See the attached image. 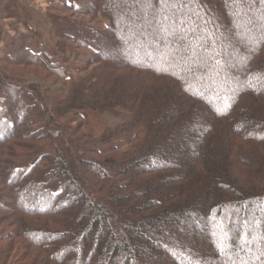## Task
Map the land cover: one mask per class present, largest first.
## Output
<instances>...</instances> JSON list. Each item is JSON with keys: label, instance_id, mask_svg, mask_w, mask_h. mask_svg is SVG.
Here are the masks:
<instances>
[{"label": "trees", "instance_id": "16d2710c", "mask_svg": "<svg viewBox=\"0 0 264 264\" xmlns=\"http://www.w3.org/2000/svg\"><path fill=\"white\" fill-rule=\"evenodd\" d=\"M47 8L53 48L1 60L27 76L0 97V264H264V0Z\"/></svg>", "mask_w": 264, "mask_h": 264}, {"label": "rangeland", "instance_id": "374dc122", "mask_svg": "<svg viewBox=\"0 0 264 264\" xmlns=\"http://www.w3.org/2000/svg\"><path fill=\"white\" fill-rule=\"evenodd\" d=\"M17 1V0H16ZM70 3L75 5L79 4L81 0H68ZM1 4L5 3L4 0L0 1ZM19 7L23 8L22 15L18 18V20H7L4 15H2V11L0 10V68H2L3 64H1V60L7 55H10L12 48V43L16 41L18 36L24 35L28 37L26 41V45L30 47V49L34 52L38 51L39 45H44L47 48L51 49L54 46L55 38L53 33V27L45 16V12L48 9L47 7L56 5V0L49 4L48 0H19ZM25 5V8L22 5ZM2 7V5H1ZM0 7V8H1ZM78 19H85L83 17H78ZM32 29L33 31H29ZM79 66L77 62H70L69 67L72 74V71ZM4 67V66H3ZM5 71L11 73L9 78H2L0 80V97L4 96V93H8L5 89L3 83H7V85L12 86V84L17 87L23 86L26 84L25 79H20V77H26L27 74L25 72L16 68L6 67ZM15 75V76H12ZM20 95H23L20 92ZM130 117L125 113H119L117 115L111 114H103L99 115L94 112H86L85 120L88 125L87 131L94 136H97L102 133L103 129L106 127H114L118 125H123L129 121ZM38 127V125H37ZM143 129L139 128L136 131L122 135L116 142L117 147L120 151H127L129 147L130 138L135 136L143 135ZM50 151V146L44 145L41 148H38L36 152L32 156L27 158H21L22 165L33 164L40 155L45 152Z\"/></svg>", "mask_w": 264, "mask_h": 264}, {"label": "crops", "instance_id": "0c3cea01", "mask_svg": "<svg viewBox=\"0 0 264 264\" xmlns=\"http://www.w3.org/2000/svg\"><path fill=\"white\" fill-rule=\"evenodd\" d=\"M17 2H19V0H17ZM18 4H19V3H18ZM22 6L25 8V5H24V4H23ZM7 20H9V19H7ZM10 20H11V19H10Z\"/></svg>", "mask_w": 264, "mask_h": 264}]
</instances>
